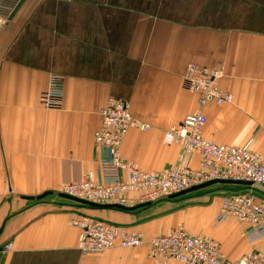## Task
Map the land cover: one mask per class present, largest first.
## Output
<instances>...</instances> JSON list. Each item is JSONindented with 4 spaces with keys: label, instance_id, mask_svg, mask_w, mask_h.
<instances>
[{
    "label": "crops",
    "instance_id": "1",
    "mask_svg": "<svg viewBox=\"0 0 264 264\" xmlns=\"http://www.w3.org/2000/svg\"><path fill=\"white\" fill-rule=\"evenodd\" d=\"M190 62L221 69L220 87L233 95L201 108L204 137L264 155V0H22L0 31V248L12 244L0 264H154L147 245L82 252L75 215L128 226L145 241L183 227L215 239L231 259L264 253L248 225L213 223L223 197L246 191L243 184L130 208L90 206L60 191L107 155L95 133L111 97L130 101L151 125L127 133L122 158L147 171L178 164L180 146L163 135L200 109L183 85ZM52 74L65 81L59 109L40 105ZM189 162L197 168L199 155Z\"/></svg>",
    "mask_w": 264,
    "mask_h": 264
},
{
    "label": "built area",
    "instance_id": "2",
    "mask_svg": "<svg viewBox=\"0 0 264 264\" xmlns=\"http://www.w3.org/2000/svg\"><path fill=\"white\" fill-rule=\"evenodd\" d=\"M22 0H0V31L9 27L14 12ZM223 71L190 62L183 79L184 88L198 96L200 109L192 112L177 125L164 131L166 145L181 148L178 164L157 171H147L122 158V145L131 129L148 131L151 125L132 112L131 102L111 97L102 111V127L95 141L107 150L97 171H88L76 182L62 185L61 193L95 207L130 208L151 204L177 194L215 183L243 184L246 191L227 193L214 219V226L234 218L249 226V236L257 241L264 236V201L254 193L256 186L264 188V155L252 151L249 145L217 144L203 135L208 122L202 111L208 103L228 104L233 100L219 84ZM65 81L52 74L48 88L40 96L46 109L63 106ZM199 155L197 168L190 166L193 155ZM71 222L79 228L78 247L84 253H103L116 246L125 248L147 245L154 264H264V253L251 250L238 259L229 258L218 241L191 233L183 227L156 235L145 241L142 233L128 226L106 222L86 215H75ZM12 244L0 248L10 251Z\"/></svg>",
    "mask_w": 264,
    "mask_h": 264
},
{
    "label": "rangeland",
    "instance_id": "3",
    "mask_svg": "<svg viewBox=\"0 0 264 264\" xmlns=\"http://www.w3.org/2000/svg\"><path fill=\"white\" fill-rule=\"evenodd\" d=\"M194 93V92H193ZM204 188H206L207 187V185L206 186H203ZM202 188V187H201ZM198 189H200V188H198ZM210 189V188H209ZM257 189H260V190H262V191H264L263 189V187H257ZM200 191H202V190H200ZM200 200V199H199ZM219 211V210H218ZM216 217V216H215ZM215 219V218H214ZM214 223V222H213ZM250 229V228H249ZM192 233V232H191ZM262 240H264V236L263 237H261L260 239H258L257 241H262Z\"/></svg>",
    "mask_w": 264,
    "mask_h": 264
}]
</instances>
